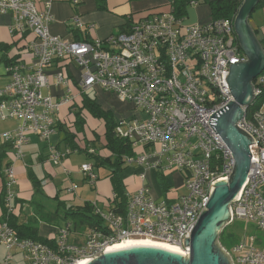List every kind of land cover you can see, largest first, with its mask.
Wrapping results in <instances>:
<instances>
[{
    "label": "built area",
    "instance_id": "2783aa9c",
    "mask_svg": "<svg viewBox=\"0 0 264 264\" xmlns=\"http://www.w3.org/2000/svg\"><path fill=\"white\" fill-rule=\"evenodd\" d=\"M8 13L13 17L11 34L32 36L28 40L32 62L13 63L8 67L10 80L0 83V119L20 121L14 131L0 134L15 147L16 158H23L22 147L31 135L48 140L55 133V115L72 91L64 67L74 62L81 69L83 92L100 86L147 114L116 123L117 135L129 140L136 153L126 157V162L179 171L185 175L187 192L171 202L157 201L149 187L142 186L129 196L124 212H119L116 203L107 208L93 204L105 227L80 233L67 223L56 231L53 245L21 238L8 221L1 220L0 243L8 251L0 264H22L14 259V248L23 254L25 264H79L128 238L168 242L189 255L186 242L207 210L216 183L229 181L235 168L232 150L209 119L234 100L227 79L231 64L248 60L235 30L237 15L184 24L185 18H177L171 9L147 14L133 22L129 31L104 40L70 41L50 32L51 0L42 9L35 0H0V15ZM72 24L77 29L94 27L79 16ZM56 62L63 69L51 79L66 90L62 99L43 91L51 85L47 69ZM252 85L254 98L242 105L245 114L237 125L256 142L249 145L250 171L230 205L229 223L241 219L264 230V100L255 107L264 96V73ZM67 153L70 150H53L51 160L58 163ZM80 169L93 183L97 180L91 163ZM3 173L4 205L12 213L18 196L14 164L9 163ZM220 245L231 264H264V247L257 245L253 235L241 238L231 251Z\"/></svg>",
    "mask_w": 264,
    "mask_h": 264
},
{
    "label": "crops",
    "instance_id": "0c3cea01",
    "mask_svg": "<svg viewBox=\"0 0 264 264\" xmlns=\"http://www.w3.org/2000/svg\"><path fill=\"white\" fill-rule=\"evenodd\" d=\"M35 1L37 6L42 9L47 0ZM165 1L168 0H106L105 8H99L95 0H79L78 4L73 3L72 0H51V14L54 19L49 26L50 32L70 41H92L97 38L104 40L112 34L129 31L133 22L157 8L163 11L160 6L164 5ZM169 3L171 4V0ZM75 16H79L86 24H94V27L75 28L72 24V19ZM252 17L253 14L249 18L251 26L256 31L258 39L264 40V27L260 23L251 22ZM197 21L198 19H194L191 22L197 23ZM12 22L11 13L0 15V44L11 46L7 54L9 59L30 63L32 56L28 50V40L32 36L23 32L11 34L9 26ZM64 68L70 77V87L72 88L70 95L75 97L73 101L62 104L55 115V133L48 140H43L35 134L31 135L29 141L22 147L23 158H16L15 147L0 137V193L4 188L3 171L9 163H12L16 168L18 179V196L13 212L20 217L21 221H30L36 225L39 228V235L47 239L54 238L58 228L66 225V223L63 225L56 223L54 220L56 218L52 216L56 210H59V215L63 218L71 206H81L90 202L101 208H107L114 199L111 180L112 165L101 164L97 159V157L105 159L111 156V151L106 147L105 121L94 117L88 109L82 108L84 94H81L78 88L81 78L79 66L71 62ZM59 69L62 70L63 66L57 62L47 69L50 79H54L52 74H55ZM9 79L7 64L0 62V83L5 84ZM52 79L51 85L43 91L56 99H62L66 90L63 86H56ZM95 87L90 90L95 91L97 102L104 110L112 113L116 123L123 118L147 117L146 113L136 109L128 103L129 101L121 100L113 91H107L100 86ZM73 103L77 106V111H81L80 119L83 123H77L76 110L73 111L71 108ZM2 121H9V125L0 131V134L14 131L20 124L17 119ZM53 150L62 152L70 150V153L60 159V162L54 163L51 160ZM84 163L92 164L97 175V180L94 183L88 174L80 169ZM142 174L145 175L144 178L141 177ZM121 177L126 194L129 196L142 186L149 187L152 197L157 201L171 202L182 195L178 193L179 189H171L172 186L182 187L183 176L179 171H162L154 167L126 162ZM180 179L181 184H178ZM35 193L36 196L44 194L47 198L55 201L56 207L50 212V215L41 214L48 219L36 217L35 213L29 209V201ZM59 215L56 216L59 217ZM1 220H4V217L3 208L0 205Z\"/></svg>",
    "mask_w": 264,
    "mask_h": 264
},
{
    "label": "water",
    "instance_id": "95a60500",
    "mask_svg": "<svg viewBox=\"0 0 264 264\" xmlns=\"http://www.w3.org/2000/svg\"><path fill=\"white\" fill-rule=\"evenodd\" d=\"M260 0H245L235 19V30L247 61L232 63L228 82L234 97L226 106L210 116L209 124L232 150L235 168L229 181H218L215 190L196 223L191 239L190 254L182 256L155 247H136L105 252L84 264H231L222 249L219 237L230 220V205L239 195L251 167L249 145L256 142L252 135L237 125L245 111L242 105L253 100L252 81L264 71V48L249 18Z\"/></svg>",
    "mask_w": 264,
    "mask_h": 264
},
{
    "label": "trees",
    "instance_id": "16d2710c",
    "mask_svg": "<svg viewBox=\"0 0 264 264\" xmlns=\"http://www.w3.org/2000/svg\"><path fill=\"white\" fill-rule=\"evenodd\" d=\"M73 1V0H72ZM99 8H105L106 0H95ZM131 1H139V0H131ZM192 1H197L198 3H206L211 8V13L213 19L220 18H232L237 15L239 9L243 5L245 0H171V9L174 15L177 18H185L188 12V8L191 5ZM79 3V0H78ZM77 3V4H78ZM264 7V0H260L251 15L258 8ZM150 14V13H149ZM250 15V17H251ZM126 32V31H122ZM256 32V31H255ZM120 33V32H119ZM263 48H264V40H260ZM11 46L0 44V62H5L8 67H10L13 63L23 62L20 60H14L12 58L9 59L7 54L9 52ZM9 64V65H8ZM264 73V71L262 72ZM10 80V79H9ZM84 92L83 94V109H88V111L96 118L103 119L105 121L106 126V147L111 151V156L100 159L97 157L98 161L101 164L112 165L111 169V180L113 183V193L115 195L112 203H116V206L119 212H124L126 208V204L129 198V195L126 194L125 187L123 184V180L121 177V173L124 168V164L126 163V157H132L135 155V150L133 149L132 143L120 136L116 133V122L113 119L112 113L108 110H104L101 105L97 102L96 98H92L88 93ZM264 100V96L260 98L259 104L255 106L259 108ZM77 106L73 105V111H75V116L77 123L83 121L80 119L81 111H77ZM81 108V109H82ZM82 125V124H81ZM0 205L3 208V217L4 220L8 221L11 227H13L19 237L21 238H30L33 240L42 241L53 245V238H44L39 235V228L36 225H33L30 221L25 222L21 221L20 217L15 215L14 212H9L4 205V191L0 193ZM62 204V203H61ZM60 205V204H59ZM58 205V208H59ZM59 215V210L52 214L53 217ZM50 215V213H47ZM44 217V216H41ZM57 217V216H56ZM55 217V218H56ZM63 219L67 223L72 224V230L83 233L88 228L94 229H103L104 223L102 219L95 213V207L92 203L86 202L81 206H71L65 214L63 215ZM226 228V227H225ZM225 228L220 234L219 241L223 242V237L225 233Z\"/></svg>",
    "mask_w": 264,
    "mask_h": 264
},
{
    "label": "rangeland",
    "instance_id": "374dc122",
    "mask_svg": "<svg viewBox=\"0 0 264 264\" xmlns=\"http://www.w3.org/2000/svg\"><path fill=\"white\" fill-rule=\"evenodd\" d=\"M169 2H170V0L165 1V4L160 6V8H162L163 11H160L161 9L157 8L156 10L151 11V13H157V12L164 13V12L170 11L171 4ZM194 19H198L197 23H205V22L210 23L213 20V17H212L211 8L209 7V5L206 3H203V2L196 4V5H190V7L188 8L187 15H186L185 20H184V24H194L195 22L194 23L191 22ZM252 21L254 22V24L260 23V25H262L264 27V7L258 8L254 11L253 17L251 18V22ZM260 40H262V39H260ZM78 88L81 91L80 93L83 94L84 92L82 91L80 84H78ZM71 90H72V88H71ZM88 94L92 98L96 97L95 91L89 90ZM74 97H75L74 95H71L69 98V101H67V102L73 101ZM128 103L131 104L132 106H134V104L132 102H128ZM81 104H83V102ZM262 104H263V102H262ZM73 105H74V103H73ZM73 105H71V108H73ZM82 107H83V105H82ZM263 109H264V105H263ZM8 125H9V121L5 122V121H2L0 119V131H3L4 129H6V127ZM181 174L183 176L182 187L176 188V187L172 186V188H171V189H179V191H178L179 194H183V193L187 192L186 187H184L185 175L183 173H181ZM102 176H104V175L102 174ZM178 184H181V179H180V181L178 180ZM89 190H91V189L89 188ZM29 206H30L29 209L35 213L34 215L36 217H41L42 213L47 214V213L52 212L55 209L56 204H55V201H53V199L47 198L46 195L38 194L36 196V193H35L33 195V198L29 201ZM42 218L48 219V217H42ZM54 220L56 221V223L61 224V225H63L65 223V221L61 217V215H59V217H56V219H54ZM250 235H253L257 238V245L258 246L264 247V230L257 228L252 223H246L245 220H241V219L235 220L233 223L227 224V226L225 228L223 242L219 241V243H221L226 249L231 251L232 248L234 247V245L237 242H239L241 238L244 239L246 236H250ZM7 251H8V248L5 245L0 243V262L5 257ZM13 252L15 253L14 259L16 261H20L22 263H25V261L23 259V254L21 252H19L15 248L13 249Z\"/></svg>",
    "mask_w": 264,
    "mask_h": 264
},
{
    "label": "bare ground",
    "instance_id": "6f19581e",
    "mask_svg": "<svg viewBox=\"0 0 264 264\" xmlns=\"http://www.w3.org/2000/svg\"><path fill=\"white\" fill-rule=\"evenodd\" d=\"M261 74V73H260ZM136 247H155L162 250H166L173 253L181 254L182 256H187L186 253L174 244L158 241L150 238H128L122 241L116 242L113 246H110L107 252H113L118 250H127ZM89 260V259H88ZM88 260H83L79 264H84Z\"/></svg>",
    "mask_w": 264,
    "mask_h": 264
}]
</instances>
